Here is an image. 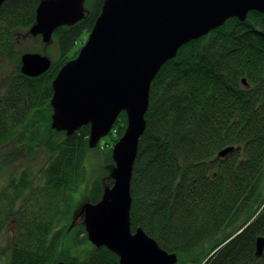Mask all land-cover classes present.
<instances>
[{
  "label": "trees",
  "instance_id": "obj_1",
  "mask_svg": "<svg viewBox=\"0 0 264 264\" xmlns=\"http://www.w3.org/2000/svg\"><path fill=\"white\" fill-rule=\"evenodd\" d=\"M41 1L0 6V55L18 61L0 92V147L28 121L30 131L18 133L17 143L27 141L28 150L44 146L49 155L43 183L24 171L0 189V238L12 228L8 264H118L110 251L88 242L82 226L71 247L63 242L72 196L83 184L89 127L70 137L50 128L51 83L76 58L103 0H85L83 20L54 31L51 67L28 78L19 72L21 39L38 41L44 50H36L49 58L54 53L51 43L28 35ZM144 119L130 181L131 231L142 229L176 255V264H264V251L254 256L255 240L264 238V15L227 20L180 47L153 79ZM125 125L121 113L110 146ZM229 147L231 153L217 158ZM104 160L112 164L110 151ZM102 190L103 179L93 180L87 202L96 204Z\"/></svg>",
  "mask_w": 264,
  "mask_h": 264
},
{
  "label": "water",
  "instance_id": "obj_2",
  "mask_svg": "<svg viewBox=\"0 0 264 264\" xmlns=\"http://www.w3.org/2000/svg\"><path fill=\"white\" fill-rule=\"evenodd\" d=\"M5 1L0 0V6ZM252 11L264 15V0H103L76 58L52 81L51 129L70 137L88 126L89 149L95 148L125 113L124 133L111 149V186L103 188L96 204L85 203L80 210L88 242L110 251L118 264L177 263L175 254L159 248L142 229L132 232L130 228V181L145 131L153 79L180 47L222 27L227 20L245 21ZM84 17V0H42L28 34L48 45L55 30L73 26ZM50 67L46 56L20 57L19 72L28 78H36ZM232 150L220 151L217 158ZM263 250L264 238L258 237L255 257L260 258Z\"/></svg>",
  "mask_w": 264,
  "mask_h": 264
},
{
  "label": "rangeland",
  "instance_id": "obj_3",
  "mask_svg": "<svg viewBox=\"0 0 264 264\" xmlns=\"http://www.w3.org/2000/svg\"><path fill=\"white\" fill-rule=\"evenodd\" d=\"M88 7V5H87ZM86 10V9H85ZM36 49L44 50V47L38 41L31 38L26 40L21 39L18 44V50L20 51V57L27 54H39L45 56V53L38 52ZM54 45L51 42L49 45V51L54 52ZM55 52L51 55V60L54 59ZM48 56V55H47ZM20 60V58H19ZM18 70V61L7 60L0 55V92L4 86L5 80L16 73ZM34 125H39L35 124ZM30 131V122H25L21 125L16 133L27 135ZM12 136L2 147H0V189L11 179L20 175L21 172L26 171L28 177L35 183H43L44 177H42L43 167L49 160V155L44 146H37L28 150V143L24 141L18 144V135ZM46 132L41 130L40 138L45 139ZM109 135L102 138L99 141L97 149L88 150L84 160L82 178L83 184L78 188L75 195L72 196L71 202V219L69 227L66 228V234L63 238L69 247L72 246V240L75 237V228L82 226L81 218L77 217V213L81 207L86 203L88 196V186L95 179L104 178L103 182L106 183L109 168L105 162V157L109 154L111 146L109 145ZM25 140V139H23ZM107 144V145H106ZM77 212V213H76ZM76 213V214H75ZM71 222V221H70ZM12 228L7 229L0 238V264H8V251L12 240ZM82 249L81 247L76 248ZM82 258V256H79ZM79 258V259H81Z\"/></svg>",
  "mask_w": 264,
  "mask_h": 264
},
{
  "label": "bare ground",
  "instance_id": "obj_4",
  "mask_svg": "<svg viewBox=\"0 0 264 264\" xmlns=\"http://www.w3.org/2000/svg\"><path fill=\"white\" fill-rule=\"evenodd\" d=\"M51 128V127H50ZM256 241V240H255ZM264 251V250H263ZM255 253V252H254ZM254 256H255V254H254ZM256 258V257H255ZM257 259H259V258H257Z\"/></svg>",
  "mask_w": 264,
  "mask_h": 264
}]
</instances>
